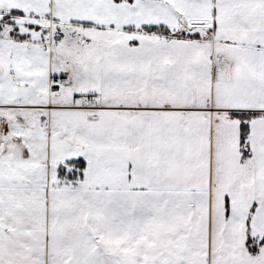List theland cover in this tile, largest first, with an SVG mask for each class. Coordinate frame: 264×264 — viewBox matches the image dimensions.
I'll return each mask as SVG.
<instances>
[{
  "label": "snow or ice",
  "instance_id": "obj_1",
  "mask_svg": "<svg viewBox=\"0 0 264 264\" xmlns=\"http://www.w3.org/2000/svg\"><path fill=\"white\" fill-rule=\"evenodd\" d=\"M0 264H264V0H0Z\"/></svg>",
  "mask_w": 264,
  "mask_h": 264
}]
</instances>
